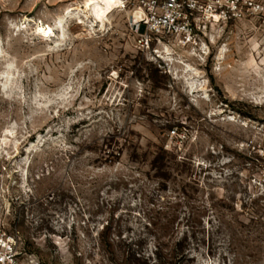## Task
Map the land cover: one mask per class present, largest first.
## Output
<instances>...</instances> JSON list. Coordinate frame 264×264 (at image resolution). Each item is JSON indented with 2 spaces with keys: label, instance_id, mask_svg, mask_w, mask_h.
Wrapping results in <instances>:
<instances>
[{
  "label": "rangeland",
  "instance_id": "obj_1",
  "mask_svg": "<svg viewBox=\"0 0 264 264\" xmlns=\"http://www.w3.org/2000/svg\"><path fill=\"white\" fill-rule=\"evenodd\" d=\"M117 1L0 0V228L22 262L152 264L117 235L186 233L159 264H264V19L144 46Z\"/></svg>",
  "mask_w": 264,
  "mask_h": 264
},
{
  "label": "built area",
  "instance_id": "obj_2",
  "mask_svg": "<svg viewBox=\"0 0 264 264\" xmlns=\"http://www.w3.org/2000/svg\"><path fill=\"white\" fill-rule=\"evenodd\" d=\"M137 1L142 14L138 18L133 16V25L138 30L142 29L140 42L144 46H150L157 39H171L192 46L204 42L208 46L206 38L216 26L254 18L264 19V0ZM122 3L130 6L129 0ZM0 264L39 263L32 259L22 262L15 237L0 228Z\"/></svg>",
  "mask_w": 264,
  "mask_h": 264
},
{
  "label": "trees",
  "instance_id": "obj_3",
  "mask_svg": "<svg viewBox=\"0 0 264 264\" xmlns=\"http://www.w3.org/2000/svg\"><path fill=\"white\" fill-rule=\"evenodd\" d=\"M176 220H177V216H170L167 218V220L163 223L162 226L159 227L160 230L157 231L158 233L162 232V231H170L175 229L176 227ZM156 223L151 222L150 225H148V228H150L149 226H153L156 228ZM112 225L107 224L106 226L103 227V239H102V244L109 246L111 248H113V246L116 245V240L114 238H110L108 237V232L110 230ZM117 239L120 243L129 246L130 245V249H131V257L134 258L137 261H144L146 263L152 262L153 260H156V262L152 263V264H159L160 262L167 260L169 258L171 259H175L177 254L179 253H184L187 245H188V234L185 233L184 236L180 237V238H175L173 240H168L167 241V235L162 237V236H158V240L155 243V251H154V258L151 255L146 254L145 250L141 249L139 246L138 242H127L125 240V238L122 236V234H118L117 235ZM177 237V236H176ZM143 241L142 238L138 240ZM171 243V244H170ZM170 246V247H169ZM134 247V248H133ZM168 253H165V252ZM186 257L185 254H183V256L181 258Z\"/></svg>",
  "mask_w": 264,
  "mask_h": 264
},
{
  "label": "bare ground",
  "instance_id": "obj_4",
  "mask_svg": "<svg viewBox=\"0 0 264 264\" xmlns=\"http://www.w3.org/2000/svg\"><path fill=\"white\" fill-rule=\"evenodd\" d=\"M113 3L114 4H117L118 3V1L117 0H113ZM142 14V12H138V13H136V18H138L140 15ZM38 32L41 34V33H44V34H46L47 33V31H46V29L44 28V26H40L39 28H38Z\"/></svg>",
  "mask_w": 264,
  "mask_h": 264
}]
</instances>
